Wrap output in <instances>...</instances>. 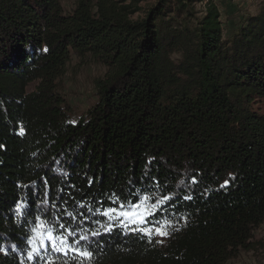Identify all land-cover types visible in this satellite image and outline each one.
<instances>
[{
    "label": "trees",
    "instance_id": "obj_1",
    "mask_svg": "<svg viewBox=\"0 0 264 264\" xmlns=\"http://www.w3.org/2000/svg\"><path fill=\"white\" fill-rule=\"evenodd\" d=\"M193 2L0 0V264H77L28 258L38 216L100 229L85 264H225L248 249L264 222V1L230 27ZM72 56L105 67L81 114L58 81ZM145 196L165 242L103 232L104 210Z\"/></svg>",
    "mask_w": 264,
    "mask_h": 264
},
{
    "label": "rangeland",
    "instance_id": "obj_2",
    "mask_svg": "<svg viewBox=\"0 0 264 264\" xmlns=\"http://www.w3.org/2000/svg\"><path fill=\"white\" fill-rule=\"evenodd\" d=\"M210 0H194L193 9L196 11L197 15H202L205 11V5ZM264 0H212L220 14L221 22L225 23L229 27L235 22L239 21L241 18L247 15L255 14L261 7ZM73 0H63L64 9L68 11L72 7ZM156 0H147V3H154ZM145 2H139L140 7H144ZM141 13H136L134 15L138 16ZM174 58L177 55L173 56ZM105 73V67L99 63L95 62H81L75 56L71 57L66 71L58 79L59 87L63 93L68 104L72 106L75 112L81 114L90 103L95 99L94 96V81L98 78H102ZM33 89V84L27 87L30 91ZM129 209H124L123 211H128ZM144 216V223L139 225V227L150 228L154 224H150L147 221L151 209L145 205H142L138 210ZM107 221V220H106ZM163 225L162 223H159ZM132 227H137V225H132ZM158 243L165 242L166 237L153 235L151 237ZM248 249L241 250L239 254L225 264H264V222L260 224L252 233L251 240L249 242ZM29 252L33 248L37 251L33 255L40 254H50V246L45 242L43 248L39 247V242L35 239L34 233L31 231L30 237L28 239Z\"/></svg>",
    "mask_w": 264,
    "mask_h": 264
},
{
    "label": "snow or ice",
    "instance_id": "obj_3",
    "mask_svg": "<svg viewBox=\"0 0 264 264\" xmlns=\"http://www.w3.org/2000/svg\"><path fill=\"white\" fill-rule=\"evenodd\" d=\"M21 134H23V131H21ZM225 183H227V181ZM149 198L150 197L147 196L138 198L140 203L134 202L131 205L121 203L117 207H108L103 212V215L107 218V224L103 226V232L110 233L118 224L122 229L141 233L149 237V239H151L153 235L161 237L169 235L168 229L171 225L168 223L160 225L159 222H157V224H154L150 228L139 227V225L144 223V216L138 210ZM47 202L48 201H45V203ZM126 207L129 210L123 211L122 209ZM152 207H155V205H152ZM20 209L21 204L18 203V214H20ZM97 211L100 210L97 209ZM69 215L71 216L72 214L69 213ZM73 219H75V217H73ZM33 223L35 226L32 228V232L35 235V239L39 242L40 248H43L45 242H47L51 251L59 252L62 255H67V253L71 252L73 253V259L79 258L77 264H85V261H91L94 256V252L91 249L96 241L91 240L90 236L95 237L102 234L100 229H96L91 231L90 235L83 234L77 237L75 231H69L63 224L59 225V228L63 229V231H57L55 223L51 220H44L42 216L36 217ZM132 225H137V227H132ZM36 251L37 249L33 248L32 251L28 253V258L32 259L33 253ZM48 264H52V261H49ZM65 264H68V262L65 261Z\"/></svg>",
    "mask_w": 264,
    "mask_h": 264
}]
</instances>
